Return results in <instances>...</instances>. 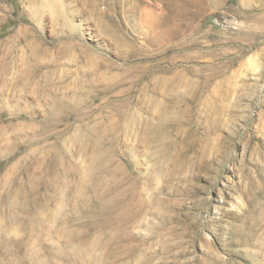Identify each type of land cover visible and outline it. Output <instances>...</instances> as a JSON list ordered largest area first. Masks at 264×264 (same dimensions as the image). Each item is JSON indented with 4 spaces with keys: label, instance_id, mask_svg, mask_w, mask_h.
Returning <instances> with one entry per match:
<instances>
[{
    "label": "rangeland",
    "instance_id": "374dc122",
    "mask_svg": "<svg viewBox=\"0 0 264 264\" xmlns=\"http://www.w3.org/2000/svg\"><path fill=\"white\" fill-rule=\"evenodd\" d=\"M0 264H264V0H0Z\"/></svg>",
    "mask_w": 264,
    "mask_h": 264
}]
</instances>
